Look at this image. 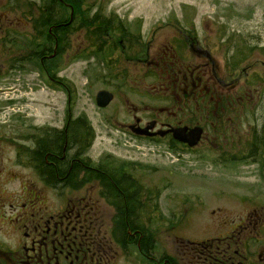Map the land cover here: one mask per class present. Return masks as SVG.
<instances>
[{
	"label": "flooded vegetation",
	"instance_id": "af4514ba",
	"mask_svg": "<svg viewBox=\"0 0 264 264\" xmlns=\"http://www.w3.org/2000/svg\"><path fill=\"white\" fill-rule=\"evenodd\" d=\"M44 4L0 0V81L15 96L51 90L61 99V108L49 113L16 108L8 133L0 129V264H141L131 258L133 248L150 264H264V44L257 43L258 31L248 44L247 30L226 28L215 12L197 29L195 7H188L190 27H174L168 40L155 43L156 34L145 39L127 28L118 40L124 52L153 51L137 62L155 66L159 78L152 91L135 93L140 101L130 104L121 131L142 145L186 155L201 147L233 168L245 164L258 178L255 190L262 189L237 223L224 219L216 236L176 245L169 260L153 253L151 237L140 229L161 221L160 186L145 176L148 166L90 154L96 134L77 108L78 88L67 74L80 55L82 13L70 12L68 21L58 13L52 23L56 13ZM43 105L47 111L48 102ZM194 127L202 132L193 147L173 137V129L187 128L186 134Z\"/></svg>",
	"mask_w": 264,
	"mask_h": 264
},
{
	"label": "rangeland",
	"instance_id": "374dc122",
	"mask_svg": "<svg viewBox=\"0 0 264 264\" xmlns=\"http://www.w3.org/2000/svg\"><path fill=\"white\" fill-rule=\"evenodd\" d=\"M91 1L95 2V7L90 15L97 11L101 17H108L106 19L109 20L103 22L107 26L108 21L111 22L108 28L113 32L115 42L101 32L100 37L95 36L93 33L99 35L96 28L92 29L93 33H89V30L86 33V28H81L78 61L73 60L67 69V74L72 73L74 85L78 88L77 108L91 123L96 134L90 154L95 157L101 152H108L115 157L139 161L148 166L145 176L150 183L160 186L158 207L161 221L157 228L148 225L144 229L146 235L151 237L153 253L170 260L171 256L175 257L176 245L179 248L181 243L186 246L187 240L200 241L216 236L219 232L215 227L223 223L221 221L224 219H227L226 222L237 223L249 201L261 198L262 189L255 190L256 185L253 183L258 178L251 175L250 167L245 164L233 168L224 157H220L219 161L206 156L201 147L192 155H186L178 149L170 152L164 146L142 145L121 131L119 124L128 120V108L131 109L140 101L135 93L141 88L152 91L158 85L159 78L155 66L137 62L139 57H152L153 51H149L150 56L139 48H128L124 52L118 40L124 35L123 28L129 29L131 34L140 33L145 39L156 34L155 43L168 40L173 36L174 27H190L186 12L189 11L188 7H195L192 17L196 28L200 19L209 21L207 16L214 12L220 13L218 22L225 23L223 25L226 28L247 30L242 32L246 43L251 44L255 35L250 33L258 31L257 43L264 44V0ZM100 22H94L97 28L103 27ZM98 45L106 53L112 52L102 61L87 57L93 50L97 51ZM143 76L145 79L141 80ZM8 85L0 81V129L4 135L8 133L7 125L12 123L11 113L16 108L36 107L41 113L61 108V99L51 90L33 94L28 90L15 96L12 90L6 88ZM102 89L114 92L115 98L106 108L99 109L94 97ZM15 98L19 103H13ZM44 102H48L47 111ZM260 183L264 184V180ZM218 189L228 193L215 192ZM228 189L237 195L230 194ZM117 234L122 235L120 232ZM183 245L181 248H184ZM131 258L139 260L141 264H150L134 248Z\"/></svg>",
	"mask_w": 264,
	"mask_h": 264
},
{
	"label": "trees",
	"instance_id": "16d2710c",
	"mask_svg": "<svg viewBox=\"0 0 264 264\" xmlns=\"http://www.w3.org/2000/svg\"><path fill=\"white\" fill-rule=\"evenodd\" d=\"M41 1L42 3H45L43 6L46 8V10L49 13L51 14L54 12L56 13L54 16L49 17L48 19L49 22L57 23L59 19L58 13L61 14V12H65V17L67 21L69 20L70 12H72L73 16L75 15V13L81 12L82 13V15L80 16L81 28H86V33H87V30H89V33H93L92 29L96 28L99 35H97L96 33H93L95 36L100 37L101 36L100 34L103 33V35H106V37L114 38L113 37L114 34L112 30L108 28V26H111L110 25L111 22L108 21V26L104 24L103 22V20L106 21L109 19H106V17H101V16L94 17L90 15V12L94 8V3H95L94 1L93 2L91 0H58V1L57 0H41ZM99 21H101L100 23L103 27L97 28L98 25L96 26L94 22H99ZM97 44L98 43H96V45ZM96 45L92 44L93 47H95ZM110 53L112 52L106 53L104 50L100 49L98 45L97 51L93 50L91 54L88 55L87 57L90 56V57L95 58L98 61H102L106 59L107 56L109 57ZM119 196L121 197V195ZM140 229L146 231L144 227Z\"/></svg>",
	"mask_w": 264,
	"mask_h": 264
},
{
	"label": "water",
	"instance_id": "95a60500",
	"mask_svg": "<svg viewBox=\"0 0 264 264\" xmlns=\"http://www.w3.org/2000/svg\"><path fill=\"white\" fill-rule=\"evenodd\" d=\"M95 99H96L97 106L105 107L110 102V100L112 99V95L108 91L101 90L96 94ZM186 130H187L186 128L174 130L173 137L176 138L177 140L181 141V142L188 143L189 146L195 145L200 138L201 129L198 127H195L193 129L189 130V133L187 135L185 134ZM138 131L141 133H144V131H146V129H144V130L138 129Z\"/></svg>",
	"mask_w": 264,
	"mask_h": 264
}]
</instances>
